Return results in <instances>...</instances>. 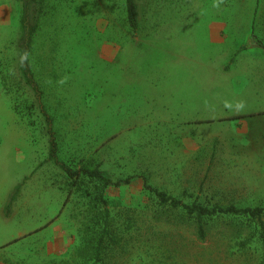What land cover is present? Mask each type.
Instances as JSON below:
<instances>
[{"label":"rangeland","instance_id":"1","mask_svg":"<svg viewBox=\"0 0 264 264\" xmlns=\"http://www.w3.org/2000/svg\"><path fill=\"white\" fill-rule=\"evenodd\" d=\"M45 2L33 90L21 3L0 0V264L67 260L97 227L102 186L75 184L65 166L119 183L105 190L120 241L106 264H262L248 218H218L196 242L189 219L156 222L145 184L188 204L264 209V0H137L136 34L125 0Z\"/></svg>","mask_w":264,"mask_h":264},{"label":"trees","instance_id":"2","mask_svg":"<svg viewBox=\"0 0 264 264\" xmlns=\"http://www.w3.org/2000/svg\"><path fill=\"white\" fill-rule=\"evenodd\" d=\"M22 6L21 27L24 30L23 45L19 47L21 56V71L25 83L33 90H36L33 76L30 71V62L28 54L32 45V39L38 30L41 18L45 13V0H19ZM126 17L129 29L132 33H137L140 28L139 23V5L137 0H125ZM253 37L256 33L253 30ZM262 46L261 42H257ZM244 116H234L233 119H242ZM47 121L51 125V119L47 116ZM57 144L55 139H51L50 158L57 159L56 150ZM65 171L68 176L74 179L75 184L82 183L85 179L92 183H98L102 186L101 191L96 198V202L100 205V209L96 212L93 222L97 226H87L82 231V244L71 257L67 260L53 262L52 264H106L105 255L112 247L120 245L117 236L110 230L111 214L108 209V201L105 197V190L114 184L111 179L105 176L99 167L94 169L83 168L81 171L72 172L65 166ZM145 188L158 201L161 211L155 215L156 222L168 221H189L194 230L196 242L205 243L209 236L210 226L212 222L221 217L248 218L249 221L256 224L258 227L259 238L264 252V209L261 207H238L229 205L226 207L215 205L206 206L204 204L193 202L191 204L184 203L181 200L167 194L166 192L158 191L153 187L145 184ZM71 196V195H70ZM247 242H242L241 245H246ZM264 264V261L263 263Z\"/></svg>","mask_w":264,"mask_h":264},{"label":"crops","instance_id":"3","mask_svg":"<svg viewBox=\"0 0 264 264\" xmlns=\"http://www.w3.org/2000/svg\"><path fill=\"white\" fill-rule=\"evenodd\" d=\"M255 45H256V46H259V47H262V46H263V45H262V46H260V45H258V44H255ZM263 47H264V46H263Z\"/></svg>","mask_w":264,"mask_h":264}]
</instances>
